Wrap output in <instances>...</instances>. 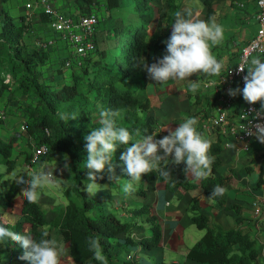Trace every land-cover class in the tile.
<instances>
[{"label": "trees", "instance_id": "1", "mask_svg": "<svg viewBox=\"0 0 264 264\" xmlns=\"http://www.w3.org/2000/svg\"><path fill=\"white\" fill-rule=\"evenodd\" d=\"M74 1L77 12L71 15L92 14L93 7H97L105 12V16L102 18L94 51L84 60L83 66L78 67L74 62L68 68L71 70L65 75V82L58 86L55 82L42 78L44 69L48 67L54 70L56 67L50 62V55L53 56L51 52L55 54V51L50 44L54 40V34L49 16L42 12L35 13L40 20L34 19V14L12 16L9 12L12 0H0V89H8L10 95L8 100L5 97L6 103L10 101L12 104L14 101L15 104L14 107L10 104L11 109L8 111L23 121H31L29 134L33 136L35 144L48 145L49 153L39 164L64 153L73 174V184L64 190L66 204L56 205L55 215L48 218L38 201H27L24 187L19 183L18 177L31 171L28 168L31 153L27 147L31 148L32 144L27 143L21 148L24 152L20 153L16 150L20 136L17 132L13 131L8 140L0 135V156L6 166V171L0 173V214L12 211L16 198L20 197L23 202L21 218L16 223L7 224L1 219L0 223L12 226L18 232H30L37 239L43 231H48V238L54 239L56 232L68 246V254L74 264H100L89 250L90 237L99 238L107 264H145L137 258L128 259V255H137L139 250L152 251L162 246L164 226L149 200L154 182H166V188L170 191H188L201 187L206 195L222 206L239 209L238 205H227L226 188L230 184V177L217 174L221 165L218 155L222 150L224 135L218 133L216 140L211 143L209 154L215 159L207 178H201L199 182L190 180L189 175L183 171L185 165L182 163L178 166L168 165L171 169L168 179L159 172H153L143 176L139 182L132 181L139 189L130 195L136 193L135 196L142 198L136 199L140 200V204L131 210L135 215L131 221L121 219L111 205L115 195L124 201L121 189L114 192L116 180L111 177L121 180V177L116 176L121 174L123 183L126 178L130 180L125 165L120 160V155L126 150L123 146L116 150L113 158L114 174L107 168L102 173H97L96 183L101 187L95 194L84 191L89 183V169L85 167L87 152L84 137L91 129L99 127V109L118 110L119 125L138 129L141 135L145 131L146 134L158 132L157 119L151 112V102L141 100L132 91L134 84L135 90L139 87L140 78L145 71L142 67H137L136 62L137 58L143 57L147 63L156 61L166 54L164 41L171 35L175 13L183 12L184 3L182 0H131L132 3L124 7L123 1L126 0ZM200 1L205 11V21H211L216 14L214 1ZM162 2L167 5L168 11L163 12L162 18L157 21L162 33H155V6ZM191 7L195 9L194 6ZM105 31L113 32L114 48L109 46L105 38L100 42L99 37ZM213 50L216 52L218 47L213 48L212 52ZM68 57L70 56H65L62 60ZM60 68L59 65V73ZM195 98L198 100L197 94ZM62 116L66 118L62 119ZM46 128H49V133L45 131ZM22 154L25 157V167L13 173ZM261 158L259 185L264 177V153ZM217 186L222 187L224 192L213 195ZM192 209H200L197 200ZM191 219L193 224L204 230L203 236L187 253V258L194 264H260L259 241L251 233L242 229H222L212 224L209 216L200 212H195ZM58 240L57 238V242ZM9 245L13 246L12 258L18 260V264H30L21 259L24 249L18 242L10 240ZM149 264L167 263L164 260H153Z\"/></svg>", "mask_w": 264, "mask_h": 264}, {"label": "clouds", "instance_id": "2", "mask_svg": "<svg viewBox=\"0 0 264 264\" xmlns=\"http://www.w3.org/2000/svg\"><path fill=\"white\" fill-rule=\"evenodd\" d=\"M252 1H255L257 5V0ZM258 11L259 8L257 12L255 11L254 18H256ZM50 27L53 29L54 39L57 40L58 33L51 25ZM171 27V35L164 41L166 54L151 63V65L147 63L144 57L137 58L136 66L142 67L155 83L185 80L189 79L194 73H202V82L205 88L209 89V94L211 95L208 106L204 108L202 105H197L200 110L196 112V115H199V117H187L175 129L170 127V124L163 127L160 132L167 131L168 133L163 137H158V132L156 134H146L147 131H145L141 135L138 129L120 126L118 123V110L111 108L99 109V127L91 129L90 133L84 137L87 152L85 167L89 169L87 178L89 183L86 184L84 191L89 194H95L98 190L99 185L96 183L97 173H102L106 168L109 172L114 173L113 158L116 150L122 146L126 150L120 155V160L125 165V170L130 177L129 182L122 185L121 190L124 194L134 192L136 189L132 181L139 182L146 174L159 172L161 176L168 179L171 175L169 164L178 166L183 163L185 165L184 173L191 175L192 178L197 180L207 178L212 171V164L215 158L209 154L211 142L202 136L199 129L207 131L203 128V125L207 122L210 113L214 112L213 109L217 98L213 97L216 95L219 86L224 89L221 82L228 74V70L237 64L239 49L247 41L237 45L234 51L226 48L224 52L220 51L219 54H216L214 50L212 52V49L216 47L212 46L219 45L224 38V29L220 24L215 21L192 19L191 13L186 16L183 12L177 11ZM60 40H58L57 45ZM72 53L73 50L71 48L70 57L73 56ZM225 57H228L229 61H231L227 65L224 62ZM66 59H64L61 68L67 74L71 70L68 68H71L74 63L67 67L64 64ZM75 65L81 67L76 62ZM245 68L248 69V72L244 76L243 89H229V95L235 96V99L239 101L240 99L243 101L244 98L245 101L251 104L261 102V107L264 108V59L259 56L252 58L250 66H240L241 70ZM53 69L56 70V67ZM210 88H213V90L211 91ZM192 91H196L195 84L192 85ZM241 91L243 96H239ZM193 95L195 97L196 94ZM197 95L198 100L195 98L193 104H198L199 99L202 98L199 93ZM5 111L6 109L0 111L1 121L6 119ZM61 118L66 117L62 116ZM25 121L22 126L26 125L28 127L27 130L22 129L21 126V133L17 132V134L23 137L25 135L26 144H32L31 148L27 147L32 155V150L35 146L44 144H35L33 136L29 134L31 121L28 119H25ZM45 131L49 133L50 130L46 128ZM213 131L223 134L219 131V128H214L207 132ZM11 133L13 132L11 131ZM223 135L224 141L227 135ZM255 135L264 142V125H257ZM21 142H24V139ZM67 159L68 157L65 156V160ZM40 160L36 164H31L30 158V166L28 168L33 170L34 166L40 163ZM64 167L70 170L67 163ZM18 178L20 185L24 187V197L30 203L39 201L45 190L59 187L53 171L44 166L37 171ZM111 178L116 181L120 180L114 176ZM223 192L224 189L217 186L212 194L220 195ZM48 237V231H43L41 237L37 239L30 232H18L12 226L0 223V241L15 240L18 242L24 249L21 259L29 261L30 264H60L63 247L55 239ZM88 247L100 264H107V259L98 237H90ZM130 255L133 256V259H136V255Z\"/></svg>", "mask_w": 264, "mask_h": 264}, {"label": "crops", "instance_id": "3", "mask_svg": "<svg viewBox=\"0 0 264 264\" xmlns=\"http://www.w3.org/2000/svg\"><path fill=\"white\" fill-rule=\"evenodd\" d=\"M68 1L69 0H58V3L54 2V4L63 12L74 14V11L77 12L75 3L71 5ZM23 2L24 0H12L9 7V9H12L10 13L15 15L13 12L14 10L15 12L19 11L20 15L23 14L21 12V7L24 5ZM199 2L201 1L199 0ZM214 5H216V3H214ZM219 5H221V7L224 5V14L222 16V9H218ZM68 7L72 8V13L69 12L70 10L67 11ZM187 7L189 6L187 5ZM251 7H254V10H251ZM214 8L216 10L218 9V11L211 21L219 20L216 23L223 27L224 38L219 45H213L212 47H218L221 52H224L226 48L234 51L236 50L235 47L241 43L239 39L236 38L238 32L236 33L233 31L234 27L232 23L234 21L237 22L239 19L244 20L254 17L258 10L256 2L252 0H222L221 4H217ZM192 9L187 11L186 16L189 13H191V18L194 16L195 11ZM205 17V11L204 8H202L197 19L205 20ZM234 17H236V20L233 19ZM226 23H229L228 26L224 25ZM157 29L155 33H162L161 28L159 30ZM230 32H232L231 35ZM153 62L155 61H149L148 64L151 65ZM201 74L202 73H194L189 79L177 80L179 85L173 89L171 86L173 80L166 83H155L150 79L148 73L144 71L143 76L140 78L139 87L135 90V94L141 100H149L151 102V112L157 119L158 137H163L168 134L167 131L160 132V130L168 124L175 129L179 126V123H182L187 117L196 116L198 118L199 115H196V112L200 109H198L197 105H202L204 108L208 106L211 95L209 94V89H206L202 82ZM193 84L196 86L195 92L192 91ZM181 86H184V89H181ZM189 90L192 91V94L199 93V96H202V98L199 99L198 104H193L191 99V108L187 106V109H185V111L189 110L190 113L183 116V114L187 112H184V108L181 106H185L186 104L178 99V97L188 95ZM210 90L212 91L213 88H210ZM1 100H6L5 96H2L0 98V101ZM187 101L189 105L190 101ZM240 101L243 103L242 99H240ZM165 102H167V107H164ZM239 102L236 104V107L239 106ZM5 105L6 104H4L2 109H5ZM12 106L14 107V101L12 102ZM193 106L194 108L192 109ZM158 107L162 109L159 114L156 112V108ZM13 127L15 126L11 125L10 129L8 126L9 132L6 133L11 134L10 130H12ZM199 131L202 136L211 143L218 137V133L215 131L207 132L200 129ZM25 140L27 141L24 135V142L21 143V147H23L24 144L25 146L27 145ZM226 142L229 143V146H226ZM263 153L264 142L259 140L256 136L248 143H245L227 135L222 142V150L218 155L221 160V165L217 174L230 177V184L226 188L227 205H238L239 209L222 206L218 201L206 195L204 189L201 187L188 191L182 189L170 191L166 188V182H154L151 188L152 190L149 192V200L152 202L154 210L164 226L163 243L161 247L152 251L139 250L135 258L145 264H149L153 260H164L167 264H194L193 261L187 258V253L191 246H193L203 234L192 229L193 226L197 227V225L192 223L191 217L195 212H200L209 216L210 222L222 229H242L245 232L251 233L259 241L258 248L261 250L259 262L260 264H264V225L259 224V222L254 219L252 205L256 200H260L262 208L264 209V177L263 182L260 183V185L258 184L260 164L262 162L261 155ZM189 178L190 180L199 182V180L192 178L191 175H189ZM132 198L133 201L136 202V205L140 204V200L136 201V199H134L135 195H132ZM172 198H177L178 203L174 205V199ZM117 200L121 201L122 204L125 203V207H127V209H125V207L121 209V211H123L122 217L126 218L128 215L127 213H130V219L132 220L135 217L131 211L133 206H128L126 200L124 199L123 201L120 197H117ZM196 200L200 207L197 211L192 209L194 201ZM54 215L55 214H52V217ZM7 224L14 223L8 221ZM200 230L203 231L202 229ZM61 240L62 239H59L58 243L63 247L64 253L61 257L60 264H63L64 260L66 264H72L70 261L71 257L68 254V246ZM167 252L173 254L170 256L172 259L171 262L166 260ZM64 257H68V259Z\"/></svg>", "mask_w": 264, "mask_h": 264}, {"label": "built area", "instance_id": "4", "mask_svg": "<svg viewBox=\"0 0 264 264\" xmlns=\"http://www.w3.org/2000/svg\"><path fill=\"white\" fill-rule=\"evenodd\" d=\"M257 5L259 8L256 15V20L259 23L257 34L240 47L238 62L228 70V74L222 80L224 89L221 86L218 87L217 93L213 97L217 98L214 112L210 113L207 122L203 125L207 131L219 128L223 134L245 143L256 136L257 125H264V108L261 107L260 102L255 104L247 101L246 103L239 102L235 96L229 95V89L239 88L242 90L244 87V76L247 75L248 69L241 70L240 66H250L251 59L257 56L264 59V0H257ZM26 6L31 10L29 16L38 11L45 13L51 19V26L58 33V39L50 41L53 47L61 39L67 41L72 48L73 56L66 59L65 66L69 67L74 62L82 66L84 58L96 47V35L102 22L100 17L94 13L90 15L67 14L55 6L54 0H30ZM239 96H243L242 91ZM238 102L239 106L236 107ZM27 128L26 125L22 126L24 130ZM226 146H229V143L226 142ZM48 151L49 147L45 144L35 146L32 150L31 164L38 163ZM263 215L264 209L261 201L256 200L253 202V216L261 225H264ZM128 259H133V256L128 255Z\"/></svg>", "mask_w": 264, "mask_h": 264}, {"label": "rangeland", "instance_id": "5", "mask_svg": "<svg viewBox=\"0 0 264 264\" xmlns=\"http://www.w3.org/2000/svg\"><path fill=\"white\" fill-rule=\"evenodd\" d=\"M30 1V0H24V5L21 7V12L23 13V15H28L30 14L31 10L27 9V6H26V3ZM56 3H58V0H54ZM60 1V0H59ZM63 1V0H61ZM214 3H216L215 6H217V4H221V1L222 0H213ZM74 0H69L68 3L73 5L74 4ZM182 2L184 3V10H183V13L186 15L187 14V11L188 10H191L192 7L191 6H195V9H192L194 10V16L192 17V19H197L198 18V14L200 13V10L203 8V5L201 2H199V0H182ZM16 3V1H15ZM128 3H132L131 0H126V1H123V5L124 7H126L125 5H127ZM70 5V7H71ZM132 5V4H131ZM187 5L189 7H187ZM197 5V6H196ZM225 5V4H224ZM223 5V7H224ZM165 3L162 2L161 4H157L155 6V15H156V22L154 23V27H153V31L155 32V30L157 29V21L160 20L162 18V15H163V12H165L166 10L168 11L167 9V5L165 6ZM68 7L67 8V11L71 12L72 11V8ZM201 7V8H200ZM221 7V5H219V8L218 9H222L221 10V16L224 14V8ZM74 9V8H73ZM218 9L216 10V12L218 11ZM12 9H9V12L11 11ZM93 10H94V13L96 15H98L100 17V19L102 20V18H104L105 16V12H103L102 10H100L99 8L97 7H93ZM251 10H254V7H251ZM39 11H41V9H39ZM13 12L15 13V15H11L12 16H19V11L18 12H15L13 10ZM76 11H74L75 13ZM35 13H39L38 11H35ZM72 13V12H71ZM78 15V14H77ZM34 16V19H38V15H33ZM235 16V15H234ZM15 18V17H14ZM230 18V17H229ZM234 20H236V17L233 18ZM40 20V19H38ZM219 20L215 21V22H218ZM232 22V21H231ZM38 23L41 24V21H39ZM107 23V22H106ZM229 23H226L224 25L228 26ZM233 31H235L236 33L238 32V35H236L240 41L241 44H243V42L245 41H248L251 37L255 36L257 34V31H258V23H257V20L256 18L254 17H250L249 19H244V20H238L237 22H233ZM42 25V24H41ZM161 28V27H160ZM159 28V29H160ZM162 29V28H161ZM107 31V30H106ZM105 32H102V34L100 35L99 37V40L100 42L102 43L103 41V38H105L107 41H108V44L110 47L114 48L115 46V38L113 36V32L112 31H109L106 33ZM106 33V34H105ZM103 34H105V36H103ZM232 34V32H230V35ZM55 54L56 56H54L55 54H53V51L51 52V54L53 56L50 55V62L53 63L52 66H56V70H52L51 68H46V70L44 69V71L42 72V78H44L45 80H50L51 82H55L56 85L60 86L63 84V82H65V70H63L62 68V72L59 73L57 72V68L59 67H62V63H63V60L62 58L65 57V56H70V51H71V48L68 46V43L67 41L65 40H60L59 41V44L56 46L55 48ZM216 54H219L220 53V50L218 48V50L215 52ZM225 64H229L231 61H229L230 59L228 57H225ZM59 71V70H58ZM43 73L45 74V76H43ZM68 73V72H67ZM170 85V84H169ZM179 85V82L177 80H173L171 82V86L172 88L174 89L176 86ZM135 87L136 85L134 84V88H132V91H135ZM181 89H184V86H181L180 87ZM189 96L186 95L184 97H178V99L182 100L183 103H185L186 105L185 106H181L182 108H184V112H187V113H184L183 116L185 114H188L190 113L189 110H186L187 109V106H189L191 108V99H192V103L194 102L195 100V97L194 95L191 93L192 91L189 90ZM10 95V91L8 89H5V90H1L0 89V98L3 96L7 97V100H8V97ZM190 101V104L188 105V101ZM243 102L246 103V101L244 100L243 98ZM6 103V100H1L0 101V111L2 110V107L4 106V104ZM10 101H8V103H6L5 105V109H6V119L2 122H0V135L4 136L2 138H4L5 140H8L9 139V134L6 133V132H9L8 130V126L9 128L11 129V125H14L15 127H13L12 130L10 131H14V133L16 132H19L21 133V126L23 124V119L19 118V117H15L13 114L9 113L8 109L10 110ZM167 102H165V106L164 107H167L166 106ZM15 105V104H14ZM194 108V106L192 107V109ZM161 108L158 107L156 108V112L159 114L161 112ZM189 116V115H188ZM183 119V118H182ZM20 120V121H19ZM19 121V122H18ZM182 121V120H181ZM28 136V135H27ZM24 137L23 136H20L18 138V140L20 141L19 143H17L16 145V150L17 151H23L21 148V141H23ZM25 146V144L23 145V147ZM21 147V148H19ZM65 154L62 153V154H58L56 155L53 160L51 161H43L42 163L43 164H37L34 166V169L30 171L31 172H34V171H37L39 168H41L42 166L46 167V168H50L51 170H53L54 174H55V178L57 180V183L59 184V187L58 188H54L52 190H45L42 194V197L41 199L38 201L46 215L48 216V218H51L52 217V214H55V206L57 205H61V204H66V199L64 197V190L71 186L73 184V174H72V171L69 170V168H65L64 165L68 163L67 160H64L65 159ZM25 157H24V154L20 155L19 157V160H18V164H17V167L15 168L14 172H17L21 169H23L25 167ZM106 170V169H105ZM6 171V166L5 164H3L2 162V156H0V173H4ZM112 174H114L112 172ZM116 176H119L121 177V180L120 181H116V188L114 190V192H119L120 189H122V185L125 184V183H128L129 180L126 178L124 179V183L122 181V175L121 174H118ZM260 176V175H259ZM9 176H7L8 178ZM259 179V177H258ZM161 182V181H160ZM118 184V185H117ZM135 184V183H134ZM108 186V185H107ZM101 187V186H98V188ZM135 187V191H138L139 189V186L136 187V185H134ZM133 195V194H132ZM132 195L130 194H124V199L126 200V202L128 203L127 205L128 206H133L136 205V202L133 201V198H132ZM134 195H137L136 193ZM139 198H142L140 196H135L134 199H139ZM174 199L173 201V204H177L178 203V199L177 198H172ZM22 200L20 197L16 198L15 200V204H14V207H13V210L12 211H7L5 212L4 214L1 213L0 214V219L4 222V223H7L8 221L11 222V223H16L20 218H21V209H22ZM111 205H113L112 207V210L113 211H116L117 215L119 217H121V219L125 218V217H122V213L123 211H121V209H124L125 207V203L122 204L121 201H118L117 200V196L115 195V198H114V201L111 203ZM124 205V206H123ZM125 209H127V207H125ZM119 212V213H118ZM127 217L124 219V220H128L130 221V216L131 214L130 213H127ZM192 229L196 232H201V234L204 233V230L201 231L200 229H198L196 226H193ZM56 232H54V239L57 241V238L58 239H61L60 236H57L55 234ZM63 242V240H61ZM64 243V242H63ZM10 240H5V241H0V264H18V260H14L12 258V254H11V251L13 249V246H10ZM65 244V243H64ZM64 253V251H63ZM173 254L171 252H167L166 253V260L167 261H170L171 262V257ZM65 259H68V257H64ZM70 261L71 263L73 264V261L72 259L70 258ZM63 264H66V261L64 260ZM68 264V263H67Z\"/></svg>", "mask_w": 264, "mask_h": 264}]
</instances>
